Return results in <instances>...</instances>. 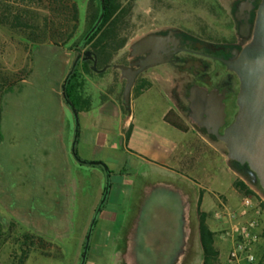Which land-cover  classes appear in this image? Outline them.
I'll return each instance as SVG.
<instances>
[{"label": "rangeland", "instance_id": "1", "mask_svg": "<svg viewBox=\"0 0 264 264\" xmlns=\"http://www.w3.org/2000/svg\"><path fill=\"white\" fill-rule=\"evenodd\" d=\"M120 2L116 35L106 52L112 54V63H123L128 46L153 26L174 24L183 17L192 24L195 15H204L210 6L209 0ZM98 3L99 0H0V264L80 263L85 236L104 191L105 176L102 167L80 164L73 157L75 122L60 87L74 60V45L91 24L92 5ZM223 24L225 20L216 22L217 37L223 33ZM78 72L86 86L82 93L86 90L91 94L97 114L102 95L114 92L111 85V91H106L98 84H113L119 71L110 68L102 75L89 76L82 68ZM118 85L115 83L114 88ZM117 99L122 107L120 95ZM163 103L157 91L147 92L137 99L134 114L140 119L156 120ZM172 112L175 118L177 113ZM79 124L77 152L81 159L91 160V149L82 145L85 124L80 116ZM194 134L198 141L205 139ZM111 135L108 137L115 140ZM116 140L120 142V138ZM209 147L221 157L222 167L231 170L237 190L234 197L219 196L222 205L234 210L244 197H252L264 209V197L259 191L249 187L254 193L247 194L236 187L240 176L229 167L225 154L210 142L197 151L209 154ZM102 153L105 164L115 163L122 155L126 163L120 166L123 169L119 174L110 177V193L93 228L85 264H202L198 221L201 212L214 232V245L219 250L217 264H225L229 244L219 235L229 221L226 218L220 222L214 216L216 212L227 216L222 206L195 211L190 199L192 207L187 212L176 194L154 187L156 181L169 174L155 171L121 149L105 148ZM261 230L264 231V216ZM263 254L262 233L256 245L259 261Z\"/></svg>", "mask_w": 264, "mask_h": 264}, {"label": "flooded vegetation", "instance_id": "2", "mask_svg": "<svg viewBox=\"0 0 264 264\" xmlns=\"http://www.w3.org/2000/svg\"><path fill=\"white\" fill-rule=\"evenodd\" d=\"M261 1L209 0L208 11L204 15H195L192 24L191 20L186 21L183 17L177 23L155 25L145 31L136 40L149 34L153 46L149 51L139 49L135 55H131L129 45L123 63H112V54L108 52V62L100 67L99 58L91 43L84 47H80V44L76 46L75 56L90 50L98 69L108 66L106 70L99 72L92 69L93 60L80 59L78 64L81 66L86 62L90 75H102L114 68V64L129 65L130 62L134 63V68L140 69L149 60L157 59L153 67L137 75L132 90H147L156 83L180 118L211 144L215 142L224 146L209 131L213 127L211 123H218V119L210 121L209 115L211 111L222 108L224 121L219 126V132L222 133L237 112L239 78L227 67L226 62L234 59L251 39ZM222 20H225V24L220 25L223 26V33L217 37L214 30L216 22ZM117 70L118 78L113 84H120L121 88L112 94L117 97L120 95L123 108L129 110L130 106H125L123 101L126 81L121 78V71ZM89 73L84 74L89 76ZM112 90L114 91V87ZM247 172L251 181L258 184L249 170Z\"/></svg>", "mask_w": 264, "mask_h": 264}, {"label": "crops", "instance_id": "3", "mask_svg": "<svg viewBox=\"0 0 264 264\" xmlns=\"http://www.w3.org/2000/svg\"><path fill=\"white\" fill-rule=\"evenodd\" d=\"M110 85L115 86L112 83H103L98 84L97 87H103L108 91L111 88ZM119 87L120 84L118 88L117 86L114 88V94L120 89ZM153 90L158 92L164 102L162 113L156 120L136 117L134 113L137 99ZM85 91L82 94L84 98L88 97L90 103L78 113L85 124L82 145L84 149H91L89 155L91 160L102 161V150L105 148L121 149L125 155H131L148 164L155 171L169 174V176H163L162 180L156 181L154 187L170 190L171 193L176 194L180 205L187 206V212L192 206L195 211L205 212L215 206L221 208L222 200L219 196L224 195L227 199L235 196L237 190L233 186V174L227 166L222 167L221 157L210 147L209 154L198 152L208 141L204 138L198 141L194 132L200 134L195 130L193 132L188 124H186L188 129L183 131L167 121V116L173 109L156 83L147 90L138 88L132 90L129 110L123 108V105L121 107L114 94L102 95L97 114L94 113L91 94ZM169 120L173 121L174 116H170ZM108 134H113L111 136L115 140L110 139ZM117 138H120V142L116 140ZM125 163L126 159L123 155L119 156L115 163H106L110 170V177L112 174H119L123 169L120 166H125ZM102 175L105 176L104 170ZM190 199L194 201L192 206ZM223 244L226 245V243Z\"/></svg>", "mask_w": 264, "mask_h": 264}, {"label": "water", "instance_id": "4", "mask_svg": "<svg viewBox=\"0 0 264 264\" xmlns=\"http://www.w3.org/2000/svg\"><path fill=\"white\" fill-rule=\"evenodd\" d=\"M105 3L106 0H99L100 11L97 19L83 38L80 47L85 46L86 41L101 24L105 15ZM151 42V35L149 34L140 37L138 40H135L130 44V54L135 55L139 49L149 51L151 46H153ZM80 59L93 60L92 69L99 72L106 70L108 66L98 69L96 61L90 50H86L83 54L78 53L75 56L60 87L61 97L64 103L71 110L75 122L74 137L71 145L73 157L80 164L101 166L105 172L104 191L97 209L90 221L79 263L85 264L89 252L93 228L109 195L110 170L103 161L81 159L77 152L76 145L80 130L79 113L69 98L66 87ZM157 61V59L149 60V62L140 69L134 68L133 62H130L129 65H113L114 68L121 71V78L126 81L123 91V101L125 106H130L131 91L137 75L141 71L149 67H153ZM226 64L227 67L239 78V90L236 98L238 107L237 112L232 122L223 130L222 133H220L219 126L224 121L222 108H219L217 111H211L209 115L210 121L218 119V123H211L213 127L209 131L223 143L226 149L225 156L227 158V162L231 160L246 167L251 175L257 180L259 186L264 190V0H262L259 5L258 16L251 39L241 49L236 57L227 61ZM227 164L229 165V162Z\"/></svg>", "mask_w": 264, "mask_h": 264}, {"label": "trees", "instance_id": "5", "mask_svg": "<svg viewBox=\"0 0 264 264\" xmlns=\"http://www.w3.org/2000/svg\"><path fill=\"white\" fill-rule=\"evenodd\" d=\"M105 8H106L105 15L101 24L99 25L97 30L86 41V44L91 43V47L93 48V50L95 51V53L99 58L100 65L108 62V57H107L108 55L106 54V52H107V48L110 46L116 35L115 29L119 18L121 2L120 0H106ZM73 11L75 13L74 19H76L77 8L75 6L73 7ZM99 11H100L99 3L96 4V6L92 5V10L90 15L91 24L89 28L96 21ZM85 34L81 38V40L74 45V47L79 46V44H81L83 38L85 37ZM68 38L69 37H67V40H65L66 42H68L69 40ZM79 68H82L85 74L89 73V69L86 62H84L81 66L80 64H78L74 73L71 75L66 87L67 94L71 99V101L73 102V104L75 105V107L77 108L78 112L83 108L88 107L90 103L89 99L84 98L82 94L83 84H82V80L81 81L79 80V76H78ZM0 113H1V109H0ZM172 115L173 112H170L169 116H167V121H169L175 127L183 131H186L188 129V126L183 122L182 118H180L177 115L174 118V120L171 121L172 119L169 120V118ZM2 135L3 132L1 129V114H0V137H2ZM213 145L219 150V152L223 154L226 153V149L224 146L222 145L219 146L218 144H215V142H213ZM228 162H229V167L240 176V179L235 183L238 189L240 190L244 189V191L247 194H251L254 193V191L251 189L253 188L259 191L260 194L264 197V190L259 186V184H254L251 181L246 167L241 166L231 160H229ZM110 188H111V181H110ZM262 205H264V202H262ZM198 221H199L200 244L203 252L202 264H217L219 259V250L214 245V232L210 229V227L206 223V214L203 212L199 213ZM262 233L264 235V231ZM259 264H264V254L261 261H259Z\"/></svg>", "mask_w": 264, "mask_h": 264}, {"label": "built area", "instance_id": "6", "mask_svg": "<svg viewBox=\"0 0 264 264\" xmlns=\"http://www.w3.org/2000/svg\"><path fill=\"white\" fill-rule=\"evenodd\" d=\"M226 212H216L215 218L222 222L228 219L227 226L222 227L220 238L229 244L225 264H259L256 245L261 238V224L264 209L252 197H244L238 208L231 210L222 205Z\"/></svg>", "mask_w": 264, "mask_h": 264}]
</instances>
